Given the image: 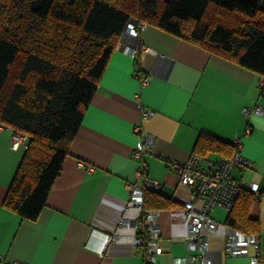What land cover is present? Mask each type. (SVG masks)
Here are the masks:
<instances>
[{"label":"crops","instance_id":"crops-1","mask_svg":"<svg viewBox=\"0 0 264 264\" xmlns=\"http://www.w3.org/2000/svg\"><path fill=\"white\" fill-rule=\"evenodd\" d=\"M124 45L144 49L131 57ZM142 77L150 78L148 85H142ZM260 79L255 72L159 28L146 25L138 38L126 33L35 221L4 206L25 147L13 150V130L0 131V264H146L139 246L145 231L137 230V213L125 206L130 198L127 183H142L137 172L144 163L148 166L144 175L162 185L156 192L176 206L159 211L165 252L158 256V264L188 256L184 229L174 225L173 214L182 211L193 189L179 183L168 162L186 163L200 155L206 138L217 141L219 151L201 157L208 155L214 161L230 157L231 142L239 139L241 153L252 161L251 168L235 169L231 175L242 183L258 184L263 195L241 202L235 213L239 218L246 214L260 227L264 264V114L242 113L244 108H264ZM144 111L153 115L144 117ZM147 135L154 137V144L137 158L134 151L142 149ZM211 216L220 223L211 236L213 263L251 264L249 256L223 254L227 232L245 234L238 227L242 222L234 221L236 227H230V212L221 206ZM123 220L130 225H122Z\"/></svg>","mask_w":264,"mask_h":264},{"label":"trees","instance_id":"trees-1","mask_svg":"<svg viewBox=\"0 0 264 264\" xmlns=\"http://www.w3.org/2000/svg\"><path fill=\"white\" fill-rule=\"evenodd\" d=\"M130 22L159 28L264 78V0H0V125L29 138L4 202L19 217L35 221L46 206ZM217 143L206 138L200 155L219 151ZM156 191L146 189V210L176 207ZM254 197L244 190L228 220L233 228L242 222L246 235H259L260 227L235 210Z\"/></svg>","mask_w":264,"mask_h":264},{"label":"built area","instance_id":"built-area-1","mask_svg":"<svg viewBox=\"0 0 264 264\" xmlns=\"http://www.w3.org/2000/svg\"><path fill=\"white\" fill-rule=\"evenodd\" d=\"M146 24L130 22L127 26V34L133 38H138L140 32ZM144 48L141 46L124 45V51L131 57H136ZM142 85H148L149 77L141 78ZM261 85H264V78L260 79ZM242 113L246 116L251 114L263 115L264 108L256 106L244 108ZM153 115L152 111H144V117ZM0 131H9V128L0 125ZM12 149L18 151L20 147H25L29 138L20 132H12ZM154 137L147 135L142 149L134 151L137 158L145 155L154 144ZM234 149L230 157H219L218 160H212L208 155L204 158L200 155H194L186 163L174 161L168 162V167L174 173L181 185L191 187L193 194L182 204V211L173 214L175 226H182L184 229L183 240L186 242L188 250L191 252L186 257L174 259L173 264H214L212 258L211 236L215 234L220 223L217 222L211 213L216 206L224 207L228 212L232 211L234 205L241 193L248 190L256 198L261 197V189L258 184H245L231 175L235 169H249L252 167V161L241 153L242 144L239 139L231 142ZM211 159V160H210ZM206 161L207 166H202L201 162ZM148 168L146 163L142 165V170L137 172V178L142 179V183H127L130 190V198L125 205L128 211L135 210L137 213V230L143 228L144 238L139 241L146 264H158V256L163 255L165 247L161 243V228L157 224L159 211H148L145 209L146 189L152 188L160 190L162 185L144 175ZM129 226L130 223L123 220L122 225ZM110 240V238H109ZM103 250H100L102 252ZM224 256L240 257L249 256L251 264H263L261 238L258 234L245 235L236 231H229L225 235ZM23 264V263H17Z\"/></svg>","mask_w":264,"mask_h":264}]
</instances>
